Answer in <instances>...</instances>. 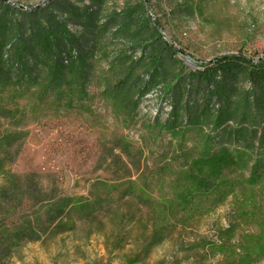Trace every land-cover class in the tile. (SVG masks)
<instances>
[{
    "label": "rangeland",
    "instance_id": "rangeland-1",
    "mask_svg": "<svg viewBox=\"0 0 264 264\" xmlns=\"http://www.w3.org/2000/svg\"><path fill=\"white\" fill-rule=\"evenodd\" d=\"M2 1L52 12L74 38L55 70L0 81V138L18 137L10 170L159 214L171 232L139 264H264V91L228 63L203 78L224 56L264 60V0ZM88 225L26 243L8 264L134 256L131 244L110 253Z\"/></svg>",
    "mask_w": 264,
    "mask_h": 264
},
{
    "label": "trees",
    "instance_id": "trees-1",
    "mask_svg": "<svg viewBox=\"0 0 264 264\" xmlns=\"http://www.w3.org/2000/svg\"><path fill=\"white\" fill-rule=\"evenodd\" d=\"M1 9L9 16L6 15L2 22L0 20V81L6 79L10 83L15 79L19 82V78L30 74L37 64L55 70L67 53L65 49L69 42L74 39L66 22L55 20L52 12H48L44 20L36 19L42 17L44 10L24 12L2 0ZM72 10L82 19L88 17L77 7ZM17 13L22 14V20L13 19V25L10 16ZM223 63L234 66L236 73L247 77L252 84L258 83V89L264 91V60L255 62L239 55L224 56L204 69L203 78L206 80L204 75L207 71L212 72L213 66ZM28 76L23 80H28ZM14 85L12 88L17 91L23 87ZM17 140L16 133L0 138V146L4 148L0 157V264H8L16 248L26 243L45 244L55 236L71 233L78 223L84 225L88 222V235L103 236L105 249L110 253H118L131 244L134 256L126 255L124 264L141 263L150 249L162 243L171 232L156 226L161 220L159 214L144 217L136 208L122 209V198L117 201L104 198L97 202L87 196L69 195L59 190L49 176L13 173L10 167L15 161L10 148ZM178 241L176 238L174 244ZM218 247L226 255V247Z\"/></svg>",
    "mask_w": 264,
    "mask_h": 264
},
{
    "label": "water",
    "instance_id": "water-1",
    "mask_svg": "<svg viewBox=\"0 0 264 264\" xmlns=\"http://www.w3.org/2000/svg\"><path fill=\"white\" fill-rule=\"evenodd\" d=\"M48 1H50V0H45V1H43V2H42V5L48 3ZM17 6H20V5H17ZM20 7H21V8H24V7H22V6H20Z\"/></svg>",
    "mask_w": 264,
    "mask_h": 264
}]
</instances>
